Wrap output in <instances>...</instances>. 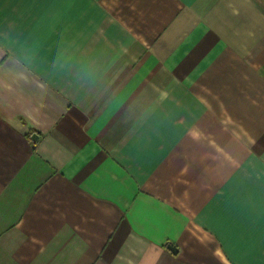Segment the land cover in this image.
I'll return each mask as SVG.
<instances>
[{
	"label": "crops",
	"instance_id": "1",
	"mask_svg": "<svg viewBox=\"0 0 264 264\" xmlns=\"http://www.w3.org/2000/svg\"><path fill=\"white\" fill-rule=\"evenodd\" d=\"M0 264H264V0H0Z\"/></svg>",
	"mask_w": 264,
	"mask_h": 264
},
{
	"label": "water",
	"instance_id": "2",
	"mask_svg": "<svg viewBox=\"0 0 264 264\" xmlns=\"http://www.w3.org/2000/svg\"><path fill=\"white\" fill-rule=\"evenodd\" d=\"M36 138H37L36 135H33V136H32V139H33V140H35ZM168 247H169V250H171L174 254L177 253V248H176L175 246H173V245H168Z\"/></svg>",
	"mask_w": 264,
	"mask_h": 264
}]
</instances>
